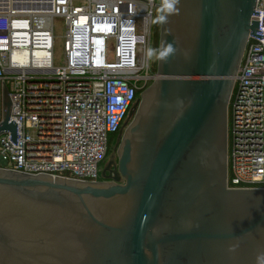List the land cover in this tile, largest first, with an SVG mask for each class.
Returning <instances> with one entry per match:
<instances>
[{
  "label": "water",
  "instance_id": "1",
  "mask_svg": "<svg viewBox=\"0 0 264 264\" xmlns=\"http://www.w3.org/2000/svg\"><path fill=\"white\" fill-rule=\"evenodd\" d=\"M256 1L162 2L158 51L173 52L105 181L0 169V264H264V190L227 188L234 78L249 37L263 39ZM11 108L4 84L0 134L17 146Z\"/></svg>",
  "mask_w": 264,
  "mask_h": 264
},
{
  "label": "built area",
  "instance_id": "2",
  "mask_svg": "<svg viewBox=\"0 0 264 264\" xmlns=\"http://www.w3.org/2000/svg\"><path fill=\"white\" fill-rule=\"evenodd\" d=\"M31 1L35 8L0 0V125L4 84L17 124V146L0 134V169L102 182L111 140L157 79V57L147 52L163 0ZM255 12L263 39L249 37L228 108L229 190H264V0Z\"/></svg>",
  "mask_w": 264,
  "mask_h": 264
},
{
  "label": "rangeland",
  "instance_id": "3",
  "mask_svg": "<svg viewBox=\"0 0 264 264\" xmlns=\"http://www.w3.org/2000/svg\"><path fill=\"white\" fill-rule=\"evenodd\" d=\"M23 2H31V0H22ZM43 1V0H42ZM55 35H56V47H55V63L57 65H61L63 62V55H64V50H63V36H64V25L61 20L56 19L55 20ZM140 97V96H139ZM136 113V110L133 111V115L129 116L127 122L124 125L123 132L128 128L130 123L133 120V117ZM119 135L116 138H113L110 143L109 151L108 154L105 158V160L102 162L100 166V171L102 172L103 169L107 168L109 165L117 166L118 165V139Z\"/></svg>",
  "mask_w": 264,
  "mask_h": 264
},
{
  "label": "clouds",
  "instance_id": "4",
  "mask_svg": "<svg viewBox=\"0 0 264 264\" xmlns=\"http://www.w3.org/2000/svg\"><path fill=\"white\" fill-rule=\"evenodd\" d=\"M179 4V0H163V6L167 9L168 13H173L177 11L176 6ZM159 19L163 21L165 19L164 16H160ZM173 52L172 45H167V47L163 51H157L156 49L150 48L148 49L147 55L151 58L152 56H156L157 59L164 60L170 53Z\"/></svg>",
  "mask_w": 264,
  "mask_h": 264
},
{
  "label": "trees",
  "instance_id": "5",
  "mask_svg": "<svg viewBox=\"0 0 264 264\" xmlns=\"http://www.w3.org/2000/svg\"><path fill=\"white\" fill-rule=\"evenodd\" d=\"M161 16L160 11L157 12L155 21H154V47L156 50H158V41H159V29H160V19ZM140 95V93H139Z\"/></svg>",
  "mask_w": 264,
  "mask_h": 264
},
{
  "label": "flooded vegetation",
  "instance_id": "6",
  "mask_svg": "<svg viewBox=\"0 0 264 264\" xmlns=\"http://www.w3.org/2000/svg\"><path fill=\"white\" fill-rule=\"evenodd\" d=\"M105 169H106V168H105ZM105 169L102 170V177H103L104 181H105V178H104V170H105ZM114 169H115V166L111 165L109 171H112V170H114ZM109 175H110L109 172H107V173L105 174V176H109Z\"/></svg>",
  "mask_w": 264,
  "mask_h": 264
},
{
  "label": "bare ground",
  "instance_id": "7",
  "mask_svg": "<svg viewBox=\"0 0 264 264\" xmlns=\"http://www.w3.org/2000/svg\"><path fill=\"white\" fill-rule=\"evenodd\" d=\"M18 2L19 3H25V2H23L22 0H18ZM39 2V1H38ZM29 4L28 5H31V4H33L32 6L35 8V4H34V2L33 1H31V2H28ZM41 3H43V1H41ZM37 6H39V4H37ZM36 6V7H37Z\"/></svg>",
  "mask_w": 264,
  "mask_h": 264
}]
</instances>
